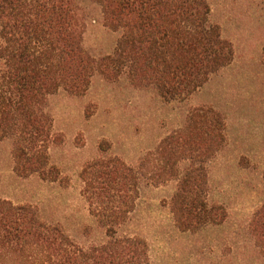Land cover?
<instances>
[{
    "label": "rangeland",
    "instance_id": "1",
    "mask_svg": "<svg viewBox=\"0 0 264 264\" xmlns=\"http://www.w3.org/2000/svg\"><path fill=\"white\" fill-rule=\"evenodd\" d=\"M200 1L207 6L202 18L219 28L231 55L222 59L199 90L186 100L165 101L154 78V64H145L146 52L137 56L139 66L133 74L126 64L113 70H87L77 92L60 87L46 96L52 124L48 170L58 169L59 179L52 182L36 173L15 172L14 141L3 139L0 198L34 206L43 222L62 227L81 246L101 243L105 230L90 215L82 193L86 165L117 157L134 168L144 161L146 173L157 170L162 165L157 160L161 142L175 131H185L190 111L213 108L225 118V129L223 141L211 145L212 157L206 163L207 199L209 206L224 208L223 220L197 232L181 231L171 211L179 179L152 183L144 175L138 194L137 187L132 195L135 209L117 234L144 239L151 264H264V251L248 229L264 204V0ZM99 12L88 20L81 42L83 50L96 58L114 55L123 35L106 27ZM181 27L180 35L169 38L174 43L157 59V73L166 72L178 52L185 53L179 42L188 38ZM188 164L180 161L174 168L182 174ZM34 253L4 258L0 264H36L29 256Z\"/></svg>",
    "mask_w": 264,
    "mask_h": 264
},
{
    "label": "trees",
    "instance_id": "2",
    "mask_svg": "<svg viewBox=\"0 0 264 264\" xmlns=\"http://www.w3.org/2000/svg\"><path fill=\"white\" fill-rule=\"evenodd\" d=\"M96 10L106 27L123 33L114 55L92 57L81 46L82 31ZM206 10L200 0H0V141H14L15 172L59 179L58 169L48 170L52 124L46 96L60 87L77 92L93 67L104 71L126 64L133 74L137 56L146 52L145 64H154L165 101L186 100L199 90L231 55L219 28L202 18ZM181 26L188 38L179 42L185 53L178 52L166 72L157 73V59L174 43L169 38L180 35ZM187 120L185 131H175L161 142L157 160L162 165L157 170L146 173L144 161L134 168L117 157L95 159L83 169V196L90 215L105 230L101 243L81 246L62 227L43 222L34 206L0 198V260L25 257L33 250L36 253L29 256L36 264H151L144 239L117 234L135 209L132 195L144 175L152 183L179 179L171 211L181 231L197 232L221 222L224 208L208 204L206 163L212 157L211 145L223 141L225 118L213 108H196ZM180 161L189 163L182 174L174 168ZM248 229L264 251V204Z\"/></svg>",
    "mask_w": 264,
    "mask_h": 264
}]
</instances>
